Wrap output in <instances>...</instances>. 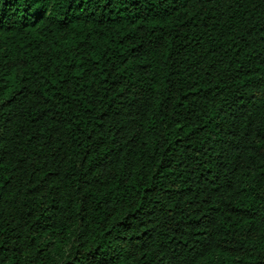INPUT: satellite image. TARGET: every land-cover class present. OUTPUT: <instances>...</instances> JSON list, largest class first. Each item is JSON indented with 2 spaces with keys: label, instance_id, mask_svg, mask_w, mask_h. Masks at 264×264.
Listing matches in <instances>:
<instances>
[{
  "label": "trees",
  "instance_id": "1",
  "mask_svg": "<svg viewBox=\"0 0 264 264\" xmlns=\"http://www.w3.org/2000/svg\"><path fill=\"white\" fill-rule=\"evenodd\" d=\"M0 264H264V0H0Z\"/></svg>",
  "mask_w": 264,
  "mask_h": 264
}]
</instances>
